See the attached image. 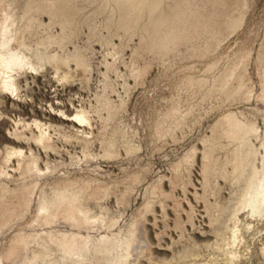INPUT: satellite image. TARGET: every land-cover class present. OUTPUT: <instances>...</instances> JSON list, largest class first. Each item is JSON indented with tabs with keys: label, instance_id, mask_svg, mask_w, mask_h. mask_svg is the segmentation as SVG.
Masks as SVG:
<instances>
[{
	"label": "bare ground",
	"instance_id": "6f19581e",
	"mask_svg": "<svg viewBox=\"0 0 264 264\" xmlns=\"http://www.w3.org/2000/svg\"><path fill=\"white\" fill-rule=\"evenodd\" d=\"M257 3L260 13L238 35ZM96 41L112 56L105 59L102 89L88 103L82 96L74 106L54 101L53 95L77 83L90 87ZM130 46L126 61L122 53ZM183 60L187 69L203 64L202 72L174 77L158 99L143 97L144 107H155L151 140L176 141L209 111H223L201 137V148L193 145L171 163L168 189L163 176L155 177L142 203L126 215L149 163L109 179L68 171L51 177L66 164L59 140L62 147L63 141L78 143L77 164L81 157L94 160L97 172H104L102 161L140 149L136 131L122 119L133 87L123 79L122 94L109 74H118L120 62L137 84L155 63L166 69L159 81L173 77L174 64ZM39 73L51 83L49 105H31V111L47 118L30 123L16 116L3 135L8 144L0 151V264H264V0H0V89L15 81L16 91L13 97L0 90V104L27 105V77L36 80ZM252 98V109L237 106ZM53 120L69 129L61 131ZM50 152L59 158L50 160ZM198 158L202 189L196 199L203 201L213 239L205 236L199 243L187 234V243L168 256L153 245L149 214L154 225L161 224L159 240L171 225L185 236L186 222L194 225L203 216L192 204L184 218L175 196L177 186L185 190L192 183ZM219 177L232 186L226 201L210 198L221 193ZM111 195L122 211H110L105 201Z\"/></svg>",
	"mask_w": 264,
	"mask_h": 264
},
{
	"label": "rangeland",
	"instance_id": "374dc122",
	"mask_svg": "<svg viewBox=\"0 0 264 264\" xmlns=\"http://www.w3.org/2000/svg\"><path fill=\"white\" fill-rule=\"evenodd\" d=\"M260 9H261V3H257L256 9L253 15L249 17L248 20L243 24V26L240 28L238 32V35H240L242 32L248 30L251 27V25L254 23L256 19V16L260 13ZM235 37L236 36L231 37L230 41L234 40ZM114 39L117 41L116 37ZM136 39L137 37L135 36L134 40L131 41V44L135 42ZM84 40H85V34H81L78 38V41L82 43L84 42ZM69 46H72L71 43L69 44ZM106 48L107 46L102 45L100 42L98 41L94 42V52H95L94 68L92 70V78L90 81V87L89 88L86 87L87 90L85 88H82L77 83L73 87L71 88L67 87L65 91H61L59 94L53 95V97L55 98V99L53 98V100L57 102H64L69 105H71L70 103L72 101L74 104H77L78 102L76 100L78 97H81V96L83 97L85 103H88V100H94L95 93L102 89L103 73L105 71V59H108V61L112 60V56L110 54H107ZM130 50H131V46L129 48L126 47L124 52L122 53L123 59H125L126 61L129 59ZM222 51H223V48L219 50V52H222ZM186 61L187 60H183V61H179L176 64H174L175 65L173 66L174 68L172 67L174 70L173 77L163 80V81H159L158 78L162 77L166 69L164 68V66H162V64L155 63L150 68L151 70H149V72L144 77V80L142 81V83H137V84H134L132 77L127 76V71H128L127 66L124 63L120 62L118 64L119 66V70L117 71L118 74L116 75L112 71H110L109 74L111 75V80L116 82L115 87L118 88V91H120L122 94L124 93L123 79L126 78L129 82V85L133 87L128 97V101H127V105L125 109L126 111L122 113L123 114L122 119L126 124H129V126H131L130 130L136 131L134 138L136 141L140 143V149L132 156L126 155L125 152L123 151V153L119 157H116L115 159L113 158V159H108V161H102L101 166L103 167L102 170L104 172H97L92 169L94 160H91L90 162H84L85 159L81 157V159L78 161L79 165L77 164L76 157L77 156L79 157V155L82 156L81 152L79 151L80 145L78 143L75 144V143H68V142L63 141L65 145L62 147L60 145L62 140L61 142L59 140V146L62 149L61 154L63 155L64 158H66V161H65L66 164L59 166L58 169L54 171V173L51 175V177H53L56 174H59V173L63 174L65 171H68L72 175L78 174L81 176H87L91 174H96L99 177L103 176L102 178L106 177L105 179H109L113 177H122L123 174L127 171V169L139 168L143 164L149 163V165L151 166V170L150 172H147L146 173L147 176L143 178L138 183V185H136V189L138 191L136 190L133 193L135 194L134 197H136V200H133L132 205L127 208V211L125 213L126 215H129L133 210H135L142 203L143 201L142 193L147 187L146 185L154 181L155 177L158 178L159 176H163V179L165 180V186L168 189L169 184L167 183V180H168V177L172 173L171 163L177 160L182 155V153H185L191 146L197 145L199 146V148H201L202 146V142L200 141L201 137L203 136V134L210 132L211 125L215 122V120L219 118L221 112L223 111V109H214L213 112L209 111V113H207L206 115L202 117L203 120L201 119V123L195 124L196 126L193 125L192 129H190V131H188L186 135L182 136L178 130L179 132L178 134L180 137L176 141H173L170 137L166 138L169 141L165 139L164 141L157 140L156 142H153L151 140V123L153 120V112H154L155 107L153 105V106H149L147 109L146 107L142 105V100L146 96H152V95H154L158 99L161 94L162 88L164 86L169 85L173 80H175L177 77H180L185 72L194 71L197 74L202 72L201 67L203 64L195 69H187L183 65V63ZM27 80L29 82V85H31V86L28 85L29 90L26 96V98H28L27 105H22V104L17 105L15 103H12L11 101H8L6 104H0V119H3L6 121L4 125H0V151L4 148L6 144H8V142L4 139L3 135L9 131V127L11 126V122L13 121V118H15L16 116H21L30 123H33V119L35 117L41 118L42 120H45L44 118H47L46 116L44 117L40 112H32L31 105L35 107L49 105L48 91L51 89L50 87L51 83L46 80V77H43V73H39V77L36 80H33L30 76L27 77ZM168 81L169 83H167ZM156 84H158L159 87ZM79 90L83 91V95L79 93ZM113 95H115V93H113ZM253 100L255 102V99L252 98L249 101L237 104V106L245 107L246 109H252L253 106H255V103L253 102ZM74 104L72 105L74 106ZM233 106L234 105H231L230 107H233ZM227 107L228 106L224 107V110L227 109ZM56 113L61 114L60 111H56ZM258 118H259L258 121L260 122L262 126L263 121H262L261 116H258ZM53 123L58 129H61V131H65L66 129L67 130L69 129V127L66 126L67 124H61L60 122L54 121V120H53ZM158 147H159V150H158ZM67 150L70 152V154ZM198 152H200V149H198ZM59 155L60 153L58 152H50L48 158L50 160H53V158L58 159ZM70 158H73V160L75 161V164H71V165L69 164ZM196 162H198V164ZM196 162L194 163V166H193L192 183H189L188 184L189 186L187 185V189L185 190L181 186H177V188L175 189V193H176L175 196L177 197L178 195L179 197L177 198H179L183 204V211L181 209L180 213L184 218H185L186 209H189L192 204L195 205L196 208L201 211V215L203 213L202 217H199L196 219V222L194 225H191L190 223L186 222V229L184 230L185 236H181L180 230L175 229L171 225L168 228V233L164 234L163 239L159 240L157 238V233L161 229V224L154 225L153 215L149 214L150 220L147 223H148V227L150 231V236L152 235L151 238H152L153 245L163 248L164 249L163 251H165V253L168 256H171L173 249L174 250L180 249L184 244L187 243V234L193 233L199 243L205 242L202 240L203 237L205 236H209L211 238L210 240L213 239L212 238L213 234L210 231L209 224H208L209 223L208 213L206 212L204 208V204L202 203L203 201L201 199H196L195 191L201 192V189H202L200 185L201 177L199 174L200 158H198ZM80 165H82L83 168H81ZM152 168H154V170ZM165 176L167 178H165ZM218 179L221 185V191H220L221 193L217 196L211 195L210 198L211 200L218 199L221 201H226V199H228L230 195L229 193H231L230 188L232 190V186L229 183H227L224 179H222L221 177H219ZM120 186H122V184H120ZM115 201L116 200L113 195L109 196L105 201L106 203H108L107 205L110 208V211L112 213L120 212L124 208L122 204L115 202ZM171 205H172V200L168 199L167 210H168V214H169L168 218L170 222H172V219L174 218L173 215H175V212L172 208L173 205L172 207ZM128 210L130 212H128ZM156 211L157 212H155V215L159 221L160 216H161V210L157 208ZM26 219L27 217H25L23 221H25ZM17 227L18 226L14 225V227L8 231V234L15 231ZM169 245H172V247H170Z\"/></svg>",
	"mask_w": 264,
	"mask_h": 264
},
{
	"label": "clouds",
	"instance_id": "9594fccd",
	"mask_svg": "<svg viewBox=\"0 0 264 264\" xmlns=\"http://www.w3.org/2000/svg\"><path fill=\"white\" fill-rule=\"evenodd\" d=\"M15 83V81H5L4 82V86L2 89V91L6 92L7 94L15 97L16 96V91L15 88L13 87V84Z\"/></svg>",
	"mask_w": 264,
	"mask_h": 264
}]
</instances>
